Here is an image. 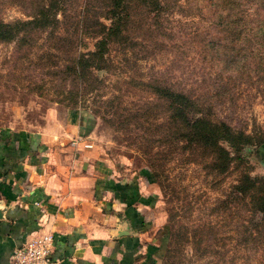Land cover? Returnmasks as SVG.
I'll use <instances>...</instances> for the list:
<instances>
[{
	"label": "rangeland",
	"instance_id": "rangeland-1",
	"mask_svg": "<svg viewBox=\"0 0 264 264\" xmlns=\"http://www.w3.org/2000/svg\"><path fill=\"white\" fill-rule=\"evenodd\" d=\"M132 2L126 42L110 43L105 68L85 80L71 81L62 71L71 56L93 48L84 26L90 28L104 0H67L52 35L38 32L20 45L0 42V135L39 132L53 141L70 135L71 141L80 136L72 126L88 127L113 177L137 182L151 195L143 213L153 225L143 240L156 244L157 264H264L252 191L235 190L240 172L263 174L260 148L244 146L239 162L222 143L229 161L218 173L207 153L172 137L167 103L152 92L154 84L182 90L210 120L264 134V63L222 71L205 51L204 29L213 30L198 1L180 0V11L171 5L173 11L159 17ZM0 19L25 16L17 5L2 4Z\"/></svg>",
	"mask_w": 264,
	"mask_h": 264
},
{
	"label": "crops",
	"instance_id": "crops-1",
	"mask_svg": "<svg viewBox=\"0 0 264 264\" xmlns=\"http://www.w3.org/2000/svg\"><path fill=\"white\" fill-rule=\"evenodd\" d=\"M72 127L80 136L71 141L0 135V264H11L12 250L41 232L52 235V264H157L156 244L143 240L153 225L143 213L151 195L115 179L90 135Z\"/></svg>",
	"mask_w": 264,
	"mask_h": 264
},
{
	"label": "trees",
	"instance_id": "trees-1",
	"mask_svg": "<svg viewBox=\"0 0 264 264\" xmlns=\"http://www.w3.org/2000/svg\"><path fill=\"white\" fill-rule=\"evenodd\" d=\"M67 0H0L2 4H14L19 7L25 19L3 21L0 19V42H16L24 44L35 33L46 32L52 35V30L59 23L57 14H63ZM180 0H139L146 13L159 17L171 13L172 6L180 11ZM200 5L199 11L209 22L208 31L204 29L206 40L204 48L210 58L224 72H233L250 61L255 65L264 63V0H195ZM132 0H104L102 10L97 14L93 24L84 33L93 38V48L71 56L64 64V74L71 81L85 80L93 70H102L108 62V45L116 42L119 45L126 42L123 31L127 27L134 7ZM196 4V3H195ZM84 21V18H83ZM83 27V26H82ZM258 37L251 40L248 37ZM254 48H249L250 45ZM152 92L157 99L166 101L169 118L173 123L172 137L182 140L187 145L196 146L210 156L209 167L218 173L226 169L229 161L226 144L235 153L240 162V152L244 146L255 148L264 144V134L254 136L234 130L224 121L210 120L207 112H202L198 100L182 90H176L164 85L154 84ZM69 101L76 103L77 99L69 91ZM78 95V93L76 92ZM73 98V99H72ZM198 114V115H197ZM88 132V127H84ZM90 128V127H89ZM184 147V145L182 146ZM154 174L150 181H154ZM239 195L252 191V213L258 215L253 223L256 233H264V173L259 177H250L240 172V181L235 186ZM258 236L254 240L258 242Z\"/></svg>",
	"mask_w": 264,
	"mask_h": 264
},
{
	"label": "built area",
	"instance_id": "built-area-1",
	"mask_svg": "<svg viewBox=\"0 0 264 264\" xmlns=\"http://www.w3.org/2000/svg\"><path fill=\"white\" fill-rule=\"evenodd\" d=\"M52 235L41 232L25 239L10 254L11 264H52Z\"/></svg>",
	"mask_w": 264,
	"mask_h": 264
}]
</instances>
